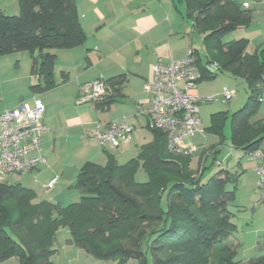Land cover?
Segmentation results:
<instances>
[{
    "label": "trees",
    "instance_id": "trees-1",
    "mask_svg": "<svg viewBox=\"0 0 264 264\" xmlns=\"http://www.w3.org/2000/svg\"><path fill=\"white\" fill-rule=\"evenodd\" d=\"M179 1H184L188 18L202 35L204 58L190 49L202 75L199 83L224 71L248 88L245 105L230 116L211 115L206 132L222 144L229 119L231 148L248 157L257 151L264 154V119L253 120L264 86V50L247 53L245 38L223 41L225 35L250 26L249 11L232 0ZM85 41L75 0H18L17 15L0 11V55L37 52L31 57V73L39 80L36 92L55 87L56 56L49 51L70 50ZM209 65L217 67L214 74L207 72ZM123 79L105 80L113 95L94 103L96 111L106 112L118 102ZM150 132L152 140L122 165L106 150L105 165L85 162L74 185L79 201L66 207L34 202L32 189L0 183V263L15 258L17 264H53L43 260L54 253L55 232L63 226L70 230L69 244L116 264H264V247L248 262L235 261L242 243L233 236L236 224L230 205L237 199L241 174L217 160L218 146H211L215 154L193 170L190 158L168 153L162 132ZM141 168L145 183L135 180Z\"/></svg>",
    "mask_w": 264,
    "mask_h": 264
},
{
    "label": "rangeland",
    "instance_id": "rangeland-1",
    "mask_svg": "<svg viewBox=\"0 0 264 264\" xmlns=\"http://www.w3.org/2000/svg\"><path fill=\"white\" fill-rule=\"evenodd\" d=\"M0 11L10 16L17 15L18 0H0ZM243 34L242 29L235 30L225 35L223 41L226 42L232 38L239 39ZM192 39L193 49H196L200 58L203 59L202 36L199 33H195ZM88 45L89 43L85 44L83 49ZM247 50L250 52L254 51V45H249ZM49 52L58 57L53 67L55 69L53 76L55 87L43 93L44 95L33 89L34 86L38 85L39 80L31 73V57L36 56L37 52L19 51L0 55V110L14 107L21 98L26 99L34 94H41L40 97L46 109L45 113L52 119V124H48L51 128V134H49L52 137L47 140L46 146L50 148V160L54 166L53 168L60 173L61 177H56L59 180L51 189H47L48 179L45 181L42 177L37 176V172H34L33 176L28 174L7 176L6 182L8 185L20 184L25 188L32 189L39 200H46L66 207L79 201L80 196L75 190L74 185L78 172L85 162L90 161L101 166L105 165L106 155L103 151L106 150L115 157L118 164L122 165L130 159L137 157L141 145L152 140V134L150 130L143 127L136 136L135 134L132 136L128 147L120 146L117 150H115L116 148L103 149L99 147L93 140L87 137V132L92 129V123L100 121L104 124L106 120L112 121L111 119L122 116V111L127 113L131 108H134V104L129 100L143 98L144 92L139 87L132 88L128 92H136V95L127 94V96L119 100V104L106 112L94 110L92 103L79 104L76 99L78 82L73 80L76 76L75 73L73 74L72 72L69 75L68 81L61 74L62 72L68 74V69L71 66L72 60L70 59V55L68 57L70 53H67L69 51L50 50ZM86 63L87 60H84V69ZM60 67L63 69L61 70ZM75 68H78V64ZM92 74L93 71L88 73V76ZM224 89L235 91V96L229 102L223 103L217 100L200 105V123L198 127L202 135L194 136L188 140L190 143L200 147L195 155L187 157L191 159L190 167L193 170L197 168L199 161L202 163L205 158L215 154L211 146L217 145L219 147V152L215 154L218 161L225 159L222 162L226 164V160H228L232 164V168L236 166L238 161L239 154L230 149L229 119L223 126L222 144H219L220 141L217 136L207 133L206 130L210 126L211 115L223 112L230 116L245 105L248 99L246 83L241 79L233 77L228 72L217 71L215 79L205 80L198 84L197 87L200 93L198 95L206 98L220 95ZM76 119L80 120L79 124L77 122L69 124V122ZM260 119H264V86L262 87L261 102L253 120ZM52 138H55V142L53 143L52 141L54 144L53 149L52 143L49 141ZM173 156L183 157L180 155ZM45 157L47 156L45 155ZM208 160L210 161L211 157ZM241 163L245 172L238 179L237 199L230 205V209L235 217L236 232L234 236L242 243L241 248L236 253L235 261L248 262L263 253L260 249L264 247V203L259 199L256 190L251 189L255 180L253 163H250L248 158L242 160ZM135 180L138 183L147 182V176L142 168L138 170ZM70 239L69 228L60 226L55 232V243L52 248L54 253L52 255L49 253L44 257L43 263L116 264L113 260H99L86 254L74 244H69L68 241ZM4 264H17V260L12 258ZM126 264L138 263L135 260H129Z\"/></svg>",
    "mask_w": 264,
    "mask_h": 264
},
{
    "label": "crops",
    "instance_id": "crops-1",
    "mask_svg": "<svg viewBox=\"0 0 264 264\" xmlns=\"http://www.w3.org/2000/svg\"><path fill=\"white\" fill-rule=\"evenodd\" d=\"M75 1L80 25L86 36V41L79 47L66 50L69 51L67 53H70L68 54V57L70 55V59L72 60L70 63L71 66L68 69V74L65 72H62L61 74H63V78L68 81L69 75H71L72 72L73 74L75 73L76 76L73 80L78 82L76 99L79 104L86 103L80 102V98L84 95L86 86L89 83L96 80H111L113 78L123 76L125 83L122 86L120 95L116 98L118 102L110 106L109 110H111V108L119 104V100L127 96V94L136 95V92H128L132 88L139 87L143 91L144 82L151 77V66L157 60H160L163 63H169L172 60H180L188 54L190 49H193L192 37L195 33L198 34V32L194 28L193 20L187 16L186 5L184 1ZM232 1L236 2L240 6L247 4V7L244 9L249 11L251 16L250 26L246 29H242L244 34L240 38H245L249 41V45H254V51L264 50V0ZM233 39L234 38L230 40ZM87 43H89V45L83 49V46ZM193 50L196 51V49ZM246 51L250 54L254 52H250L249 50ZM57 58L58 57L56 56V60ZM84 60H87L85 69L83 68ZM77 64L78 68H75ZM62 69L63 68H61V70ZM54 71L55 69H53V76L55 73ZM91 71H93V74L88 76V73ZM197 92L199 93L198 90ZM40 93L43 94L46 92ZM40 95L41 94H34L26 99L21 98L19 99L18 103L22 100H30L34 97L41 98ZM146 99L147 97L144 94L143 98L129 100L134 104V108H131L127 113L122 111V116L111 119L112 121L106 120L104 123L115 122L122 118H127L129 123L136 128V132L134 133L136 136L137 133H139V131L145 127L146 121L143 118L136 117L135 114L139 106H147ZM45 110L46 109L44 107V116L42 122L49 128L50 131L42 136V154L44 157L46 155L48 160L47 157H45V164L39 165L31 173L27 174L33 176L32 174L37 172V176L42 177L45 181L48 179L50 182L52 179L56 177L60 178L61 176L60 173H58V171L53 168L54 166L50 160V148H48L49 146H46L47 140L52 137L50 135L51 128L48 125L50 123L52 124V119L45 113ZM134 121L136 122L134 123ZM75 122L79 124L80 120L76 119L75 121L69 122V124H73ZM49 141H51L50 143H52V141L54 143L55 138H52ZM53 143L52 149L54 146ZM144 144L146 143H143L142 145ZM129 145L130 144H127L121 147H128ZM117 149L119 148H116L115 150ZM230 149L232 150V148ZM237 153L239 154V157L234 170L240 173L241 177L245 172L241 162L242 160L248 158L250 163H253L254 165L253 169L255 174V180L251 186V189H255L257 192L258 178L255 173V163L251 161L248 156H243L239 152ZM226 161L229 163L228 160ZM229 164L231 167L232 164ZM38 201L40 200L36 198L34 202ZM234 238L237 239L235 236Z\"/></svg>",
    "mask_w": 264,
    "mask_h": 264
},
{
    "label": "built area",
    "instance_id": "built-area-1",
    "mask_svg": "<svg viewBox=\"0 0 264 264\" xmlns=\"http://www.w3.org/2000/svg\"><path fill=\"white\" fill-rule=\"evenodd\" d=\"M247 7V4H243ZM196 57L189 51L180 60L163 63L157 60L151 66V77L144 82L143 92L147 106H139L136 117L146 121L148 130L160 131L166 138L167 151L171 155L189 157L195 155L200 147L188 140L202 135L199 130V108L202 103L221 101L229 102L234 90L224 89L220 95L201 97L197 87L202 78L197 66ZM207 72L214 74L215 65L206 67ZM113 95V88L105 80H96L86 86L80 102L101 103ZM44 104L41 98L34 97L22 100L15 107L0 111V183L6 182L7 176L31 173L39 165L46 163L42 154V136L49 128L42 122ZM87 137L99 147L119 148L131 141L136 128L127 118L115 122L92 123ZM188 142L187 144H185ZM255 163L257 175V192L264 203V154L257 151L249 156ZM219 166V162H216ZM58 182L52 179L47 189Z\"/></svg>",
    "mask_w": 264,
    "mask_h": 264
}]
</instances>
